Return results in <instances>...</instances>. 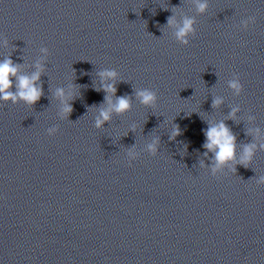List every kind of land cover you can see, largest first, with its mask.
<instances>
[{
	"label": "clouds",
	"instance_id": "clouds-1",
	"mask_svg": "<svg viewBox=\"0 0 264 264\" xmlns=\"http://www.w3.org/2000/svg\"><path fill=\"white\" fill-rule=\"evenodd\" d=\"M197 12L203 14L208 9V0H195ZM256 18L254 16H249L241 22L239 28L242 30H247L249 25L255 24ZM196 21L193 17H184L180 24H177V21L174 16L168 17L167 26L175 27V37L179 44L183 46H188L190 38H194L197 32L195 27ZM41 52L46 55L49 53L47 47H41ZM19 66L14 64L11 58H6L3 61H0V101H11L13 104L23 101L26 105L32 106L36 104L41 96L43 95L42 85L37 84L40 76L43 72V66L40 63H37L36 69L31 76L19 75L17 76ZM99 76L102 80L115 81L118 77V73L113 69H106L99 73ZM12 77H16L17 82L15 84V91H12L13 80ZM228 86L233 90L234 94L239 96L243 92V84L241 83L240 77L238 74H233L232 78L228 81ZM98 91L102 90L105 92V102L108 104L107 108H101L99 115L95 120V127L102 128L105 123L111 121L112 113L117 115H122L131 109V97L118 96L116 97L115 103L112 102L111 97L116 94V85L115 83H107L103 86L102 89H97ZM135 97L140 101L145 107H155L158 101L157 92L150 88H138L134 90ZM56 96L63 98L64 90L58 88L56 90ZM222 103L220 98H214L212 106L215 108ZM73 111L71 104L65 103L62 109L61 115L62 118H67L70 116ZM238 108H233L230 117L234 118ZM134 130V129H133ZM58 130L56 128L47 129V134L52 136ZM259 130L257 129V132ZM180 129L177 125L174 128L173 135L170 136V139H175L176 136L180 135ZM206 142L203 145L208 151H213L215 160L217 162V168L221 165L227 163L230 160L235 158V136L231 133L230 129L221 122L218 126H210L205 132ZM158 141H153V143L148 145V149L151 154L155 155L157 151ZM264 148V145H261ZM256 148L255 144L246 145L244 148L243 155L241 157V163L243 166L247 167L248 163L251 161L252 156L254 155V149ZM127 161L129 166L132 165V162L138 159L137 153L134 149H131L127 153ZM216 171V168L213 169V172ZM258 184H264V177H261Z\"/></svg>",
	"mask_w": 264,
	"mask_h": 264
}]
</instances>
